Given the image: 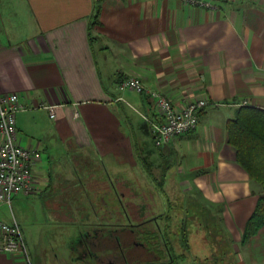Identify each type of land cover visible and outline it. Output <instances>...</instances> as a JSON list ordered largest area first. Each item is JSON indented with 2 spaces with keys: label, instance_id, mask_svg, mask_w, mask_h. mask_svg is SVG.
<instances>
[{
  "label": "crops",
  "instance_id": "obj_1",
  "mask_svg": "<svg viewBox=\"0 0 264 264\" xmlns=\"http://www.w3.org/2000/svg\"><path fill=\"white\" fill-rule=\"evenodd\" d=\"M215 4L0 0V93L19 94L18 142L41 152L35 219L45 207L59 229L35 235L12 201L1 206L3 221L20 222L32 264H96L85 253L93 229L107 245L97 255L131 254L137 246L123 226L151 217L160 240L148 264H175L171 252L183 246L195 257L209 247L232 264H264V223L244 239L264 189L238 162L227 131L240 107L264 109V0ZM132 75L180 107L207 97L197 128L155 146L159 110L145 93L117 88ZM178 200L173 245L177 219L166 208ZM0 264L27 263L0 252Z\"/></svg>",
  "mask_w": 264,
  "mask_h": 264
},
{
  "label": "built area",
  "instance_id": "obj_2",
  "mask_svg": "<svg viewBox=\"0 0 264 264\" xmlns=\"http://www.w3.org/2000/svg\"><path fill=\"white\" fill-rule=\"evenodd\" d=\"M183 1L202 8L217 7V0ZM117 88L119 91L133 88L151 98L162 118L151 121L154 142L158 147L196 129L201 111L210 104V100L203 97L184 107L177 106L160 89L147 88L140 77L133 75L120 80ZM48 107L50 116L54 117L53 107ZM24 108L18 93H0V210L3 204H11L13 196L28 195L36 190L33 165L41 158V152L18 142L17 113ZM0 252L21 254L27 264H32L21 225L15 218L11 223L0 218Z\"/></svg>",
  "mask_w": 264,
  "mask_h": 264
},
{
  "label": "trees",
  "instance_id": "obj_3",
  "mask_svg": "<svg viewBox=\"0 0 264 264\" xmlns=\"http://www.w3.org/2000/svg\"><path fill=\"white\" fill-rule=\"evenodd\" d=\"M228 142L237 151V160L250 177L264 189V109L254 106L240 107L237 115L227 123ZM264 223V194L258 200L245 233L246 240ZM159 237V234L156 236ZM164 239L169 243L167 238ZM172 260L175 259L173 251Z\"/></svg>",
  "mask_w": 264,
  "mask_h": 264
},
{
  "label": "rangeland",
  "instance_id": "obj_4",
  "mask_svg": "<svg viewBox=\"0 0 264 264\" xmlns=\"http://www.w3.org/2000/svg\"><path fill=\"white\" fill-rule=\"evenodd\" d=\"M154 145H155V143H154ZM155 148H157V147H155ZM39 192H40V190L37 191V192H33V193H31L30 195H27V196H20V197L13 196V198H12V208H11L12 213H13L14 216L22 217V218H30L29 220H33L34 221V222H30V221L27 220V225H28V228L31 229L32 232H34L35 235H38V234L40 235L42 232H44L46 230L49 231V230H51V227H52L53 230H59L56 227L57 225L55 223L54 224L56 226L53 225L51 221L48 222V223L46 222L47 221L46 220V215H48L49 212L47 214L48 209H46L45 207L37 208V209H41L44 213H40L39 220L36 221V219H35V209L36 208L34 206H36V200L37 199H36L35 196L38 195ZM16 197H18V198H16ZM180 204H181V201L178 200V201H176V204H174L175 206L172 207V209L166 208L167 211H168L167 214L170 213V214H172L174 216V219H177V222H174L176 224H173L174 227L176 226L175 227L176 230L168 232L169 236L172 239L171 242H172L173 245L177 244L178 238L181 237V232H180V229H179V226H181V224H179V221H178V219H179V216H178L179 210H182V208H180ZM6 209H7L6 211L11 212L9 206H6ZM213 224H215V223L213 222ZM213 224H211V225H213ZM197 225L200 227V225L198 223H197ZM42 227H43V229H42ZM164 227L165 226L163 224V230H164ZM200 228L202 229L203 227H200ZM21 229H22V227H21ZM195 230H193V229L190 230L189 234L194 232ZM156 233H157L156 235H158L157 231H156ZM191 238H192V241L194 242V240H195L194 237L191 236ZM195 242H196V240H195ZM215 243H217V242H215ZM54 244L55 245L58 244L57 239L54 240ZM196 247H197V242H196V246L194 244V248H196ZM211 250H212L211 248L206 247L205 248V252L207 254L204 253V254H200L198 257H195L194 255L192 256V253L190 252V250L186 251V247L183 246V249H181V251L178 250V249L174 250V256H176L175 259H174V261H175L174 263L175 264H179V259L180 258L182 259L185 256V257L188 258V260L191 261L190 264H232L231 256L226 259L224 255H222V256H220L219 254L218 255L217 254L216 255H208V254H211ZM218 250L219 249H217L216 251H218ZM185 251H186L187 255H184ZM201 251L204 252V248H201ZM195 255H197V253ZM204 255H207V258H205ZM155 256L158 257L157 255H155Z\"/></svg>",
  "mask_w": 264,
  "mask_h": 264
},
{
  "label": "flooded vegetation",
  "instance_id": "obj_5",
  "mask_svg": "<svg viewBox=\"0 0 264 264\" xmlns=\"http://www.w3.org/2000/svg\"><path fill=\"white\" fill-rule=\"evenodd\" d=\"M140 210L141 214H143L145 207L142 206ZM149 219L152 220V217L148 219L145 218L142 221L132 222L128 224V226H123L124 236L128 237V243H131V248H136L134 246H137V251L134 250V252H132L131 254H127L126 251L123 250L121 256H113L114 258H103L102 256L97 255V251H95L97 250V248H100V246H103L105 244L104 242H102L103 239L99 234L100 229H93L92 235H90V233L86 231V257H91L92 261L94 260L93 262H95L96 264H130V257L133 258L136 262H134L133 264L150 263L145 257H150L153 246L159 242L158 240H160V238L156 237L157 230L154 229L155 224L151 223ZM140 249L144 250L145 254H143V251H141Z\"/></svg>",
  "mask_w": 264,
  "mask_h": 264
}]
</instances>
